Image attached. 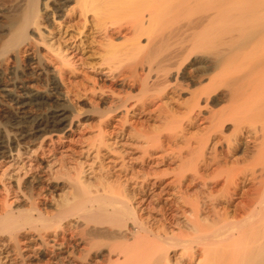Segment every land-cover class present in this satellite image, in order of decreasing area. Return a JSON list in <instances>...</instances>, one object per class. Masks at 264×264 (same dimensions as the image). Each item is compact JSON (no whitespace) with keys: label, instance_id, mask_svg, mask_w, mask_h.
<instances>
[{"label":"bare ground","instance_id":"1","mask_svg":"<svg viewBox=\"0 0 264 264\" xmlns=\"http://www.w3.org/2000/svg\"><path fill=\"white\" fill-rule=\"evenodd\" d=\"M163 1L0 0V93L18 114L0 126V264H36V255L39 264H264V0ZM186 9L193 18L166 26ZM64 19L65 36L46 44L40 35ZM75 33L86 38L71 47ZM67 72L83 78L66 83ZM71 96L91 104L75 108ZM154 98L166 101L148 109L152 120L184 119L171 135L130 119ZM120 114L139 164L88 180L45 144L94 116L99 151ZM212 140L220 150L206 156ZM149 196L159 218L142 208Z\"/></svg>","mask_w":264,"mask_h":264},{"label":"rangeland","instance_id":"2","mask_svg":"<svg viewBox=\"0 0 264 264\" xmlns=\"http://www.w3.org/2000/svg\"><path fill=\"white\" fill-rule=\"evenodd\" d=\"M133 1H135V0H133ZM138 1H140V0H138ZM161 1L164 2L163 0H161ZM136 2H137V0H136ZM178 2H179V0H173V2H172V0H170V4L172 5V7L174 6V4L176 6V4ZM164 3H162L163 6L165 5ZM161 6L162 5H159V7H161ZM185 11H186V13H185ZM182 13H184V14H182ZM182 13L181 12L179 14L178 13H172V15H171L172 16L171 17L172 20H169L168 22H166V24L168 23L166 26L172 25L173 28H175L177 26V24L180 25V24H183L184 22L186 23L187 21H189V19L191 17L193 18V16L191 15L192 14V10L186 9ZM180 14H181V16H180ZM193 15H194V12H193ZM116 18H115L116 19L115 22L119 21V22H116V23H121L125 19H128L129 17L128 18H124L123 17L124 19L121 18V17H120V19H119V17H116ZM121 19H123V20L121 21ZM60 20H63V19H60ZM57 22L58 21H56V23ZM64 22L68 23V21H66L64 19L63 23H58V26H55V24H54V27H53V25H52L51 28H53V29L50 32L51 34H47V32L44 31L43 37H42V35H40L41 39L43 38L44 39L43 41L45 43L47 42L46 44H48V43L51 42V37H52L53 34H56L57 37H60V36L64 37L66 33H63L64 34L63 35L62 31H61L62 30L61 28L63 27ZM116 23H115V25H111V27H114V26L116 27ZM108 25L110 26V24H108ZM122 26H124V25H122ZM65 29H66V27L63 28V31H65ZM77 31L79 32L80 29L77 30ZM97 34L98 33H96L95 30L93 31V30L90 29L91 37L95 36ZM129 35H131L129 30H127V32L126 31L125 32L122 31V33L119 32V33H117V35L115 33L113 35L112 39L114 41L116 40L118 42H121V41L123 42L124 39L128 38ZM68 37H70V36L66 35V38H68ZM85 38L86 37L84 35H82V33L79 34V35H77V33H75L74 37L69 38L66 42L69 43V45H71V47H75L77 45H80V41L85 39ZM142 38H144V37H142ZM142 38H141V40H142ZM70 42H73V43H70ZM41 45H42V42H41ZM44 48H46V46H44ZM65 48H64L65 49L64 50L65 55H68L67 58H69L70 60L71 59L73 60V56H74L73 52H75V51L70 52V49H68V46H65ZM22 50L23 51L21 53H19V58L21 59V63H23L25 61L24 59H26L27 56L29 55L30 48L29 47L27 48V46H26L25 49L23 48ZM41 51H43V53H47L45 51H48V50H47V48H46V50H43L41 48ZM76 58H74V60H76ZM57 61L58 60H56V59L54 60L53 59V62H50V63L53 66V64L54 63L56 64ZM246 62H243V63L245 64ZM243 63L241 65V67H239V69L240 68L241 69L244 68L245 65ZM242 66H243V68H242ZM62 67H63V69H67V66H62ZM241 69H240V72L242 71ZM72 77H75L77 79V81H78L81 78H83V75H80V74L79 75H75V74H72V73H69V72H67L66 74H63L64 82H66V83L69 80H71ZM85 80H86L85 84L88 87L87 89L88 90L91 89L90 80H88V79H85ZM41 84L42 83H39L38 86H40ZM88 90H87L86 93L90 94ZM0 94H1L0 95V126H4V127L8 126L7 128H9L11 126V124H12L13 119L18 114L15 113V110H14V108L12 106V102H10L8 100L9 96H6V95L3 96L4 94H2V93H0ZM186 97H188L187 94L183 95V97H180V98L183 99V98H186ZM155 99H157V100H155ZM158 99L159 98H154L153 99L154 101L147 107V109L144 112H142L140 114H138L139 113L138 110H136L134 113L130 112V114H129V116L131 117L130 119H132V120L134 119L136 122L138 121V123L140 124L141 128L143 127L146 130H149L150 128H153V127H157V131L156 132L158 134H160V135H163V134L164 135H166V134L167 135H171L173 133V129H171V127L180 126V124H182L184 122V119L179 124H175V125L166 123V122H164V120L158 121L156 118L154 120H152L153 118L149 117V115H148V113H149L148 109H150V110L154 109L153 110V113H154V111L156 109H158L159 107H163L164 104H165L163 102L166 101V100H162V99L158 100ZM80 100H82L86 104H83V103L79 102V100L76 97H73V96L70 97V101H71V103L73 104V106L75 108L83 109L84 107H87V106H89V104H91L90 100L87 97H83ZM166 108H168V107H166ZM47 109H48L47 105L42 106L39 109L38 113L41 112V113H43L42 115H44L47 112ZM88 116H91V115H88ZM122 116L123 115L120 114V115L116 116L113 119V122L111 123V126L104 133L105 135L103 136V139H102L103 144L100 145L99 151L94 146L91 145V141H92L93 137L95 136V134H97L96 127L92 126L93 124H96V120H93V119H95L94 116L88 117L87 119L84 116H82V115L81 116L79 115V117H75L74 118V125L72 126V128L69 131H67L64 135L52 134V135L48 136L49 138L46 139L45 144H46V146L55 145L56 152H57L56 157H59V158L63 157L62 159L65 160L64 163L65 162L67 163L66 167H68L70 169L71 173L72 172L74 173L75 170L81 169L83 171L81 176H83L84 178H87L88 180L89 179L91 180V179H94L96 177H99L100 175H106V174L114 172V171L122 170V169H124L127 166V164H129L131 162L139 164L140 163V159H134V158H131V156H128L129 155L128 153L130 152L129 147H131V143H130L131 140H129L127 132L124 134V133H121L118 130V129L121 128L120 123H121V120H122L121 119ZM119 126H120V128H119ZM176 130H177V134L180 136L182 134V132L180 130H178V129H176ZM189 132L193 133V132H195V130L190 129ZM152 134H154V133H152ZM188 135H189V133L185 132V136H188ZM135 139H136V142H134V144L137 143V140L139 142L143 141V138H139V139L135 138ZM214 142H215V140L208 141L206 149H205V152L207 154L206 156H209V153L213 151L212 150L213 148H215L218 151L220 150L218 148L219 147L218 144H216L215 146L213 145ZM134 146L135 145H133L132 147H134ZM153 148H152V151H154L156 153V155L160 154V152H162V150L164 149L163 147H160V148L153 147ZM155 148H156V150H155ZM139 150H135V151H137V155L136 156H140L139 154L141 152L139 153L138 152ZM132 160H134V161H132ZM35 163L38 164L39 161L35 160ZM247 163H248L247 161L246 162L245 161H243V162L241 161V163L240 162L238 163L237 167L239 166V168H243V167L246 166ZM227 166L230 167L232 165L228 163ZM173 167L174 166L169 167V168L172 169ZM60 168L62 170L64 169L63 171H65V169H66V168H62V167L58 166V169H60ZM206 182H210V179L208 178V180ZM119 184L121 185L122 183H118V184L116 183V185H119ZM137 184H139V183H125L124 185H126V187H127V185H129V186H131L133 188L134 187L136 188ZM149 184H151V183H149ZM66 188L67 187H65V189H64V187H63L61 189V191L64 190L65 193H66V191L68 192V189L66 190ZM220 188H221V184L218 185L216 189H220ZM197 190H198V186L189 188V189H187L186 194L192 196L195 193V191H197ZM61 191L59 190L58 194L60 192L61 195H63L64 191L63 192H61ZM168 192H169V194L162 195L163 196L162 198H164V199L167 198V197L170 198L171 197L170 193H172L173 190H169ZM50 196L53 197V195H50ZM51 197L48 198V201L51 200V202L53 203L54 202L53 200H55V198L53 197L52 198L53 200H52ZM155 198L154 197H150V196L147 197V198L145 197V200L142 201V204H143L142 208H146L144 212L146 214H148L149 217L159 218V215H158V213H157V211L155 209L156 208L155 207V203H157L156 202L157 200H155ZM41 200H42V198H41ZM149 200L155 201V202H153L154 204H152L150 206V207H152L151 210H150L149 205H147ZM153 205H154V209H153ZM196 248L197 247H195L194 249L196 250ZM197 250H198V248H197ZM31 259L36 264H39L37 255L31 257Z\"/></svg>","mask_w":264,"mask_h":264}]
</instances>
